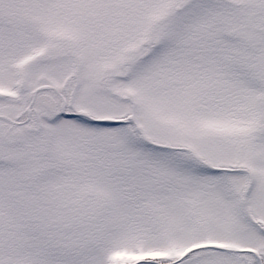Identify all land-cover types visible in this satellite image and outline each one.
Masks as SVG:
<instances>
[{"label":"snow or ice","instance_id":"1","mask_svg":"<svg viewBox=\"0 0 264 264\" xmlns=\"http://www.w3.org/2000/svg\"><path fill=\"white\" fill-rule=\"evenodd\" d=\"M0 264H264V0H0Z\"/></svg>","mask_w":264,"mask_h":264}]
</instances>
